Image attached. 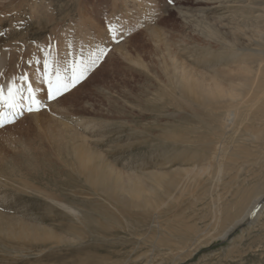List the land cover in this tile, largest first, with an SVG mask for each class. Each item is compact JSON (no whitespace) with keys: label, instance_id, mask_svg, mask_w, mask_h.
<instances>
[{"label":"rangeland","instance_id":"374dc122","mask_svg":"<svg viewBox=\"0 0 264 264\" xmlns=\"http://www.w3.org/2000/svg\"><path fill=\"white\" fill-rule=\"evenodd\" d=\"M0 71L44 105L0 127V264H264V0H0Z\"/></svg>","mask_w":264,"mask_h":264},{"label":"snow or ice","instance_id":"6c2138e0","mask_svg":"<svg viewBox=\"0 0 264 264\" xmlns=\"http://www.w3.org/2000/svg\"><path fill=\"white\" fill-rule=\"evenodd\" d=\"M173 2L174 0H168L169 4ZM108 31L112 33V40L118 42L115 26L109 24ZM49 48L51 49V45H49ZM68 48L71 49L72 45L69 44ZM106 52L107 49L98 48L87 57H84L81 54L69 51L67 53L68 58L63 63L56 60L51 51L46 52L43 61L42 81L47 86V99L49 101L55 100L74 88L104 58ZM15 79H13V82L8 83L6 89L0 87V127L13 123L16 117L24 112L31 113L44 107L41 99L37 98L38 90L28 83L29 78L26 74L18 77L19 81L26 87L15 83Z\"/></svg>","mask_w":264,"mask_h":264},{"label":"bare ground","instance_id":"6f19581e","mask_svg":"<svg viewBox=\"0 0 264 264\" xmlns=\"http://www.w3.org/2000/svg\"><path fill=\"white\" fill-rule=\"evenodd\" d=\"M2 58V57H1ZM1 72V71H0ZM9 77V76H8ZM12 77V76H11ZM37 79H39L38 77H36ZM14 78H12L11 80H13ZM33 79V78H32ZM31 79V80H32ZM36 79V80H37ZM35 80V79H34ZM35 80V81H36ZM0 81H2V80H0ZM5 81V80H4ZM7 81H9L8 79H7ZM38 81V80H37ZM12 82V81H11ZM32 82V81H31ZM40 82V81H39ZM39 82H37V83H39ZM5 83V82H4ZM16 83V82H15ZM35 83V82H34ZM6 84V83H5ZM3 85V84H1V85H3V86H5V89L7 88L6 87V85ZM40 84V83H39ZM38 84V85H39ZM33 86V85H32ZM35 86V85H34ZM216 91H217V93L219 92L220 93V95H224V90H223V88L222 87H220V90L218 89V88H216ZM45 96V95H44ZM37 98H39V99H41V97L37 94ZM50 105V104H49ZM56 107V106H55ZM44 112V111H43ZM55 112V111H54ZM53 112V113H54ZM51 114V113H50ZM228 116V115H227ZM42 117V116H41ZM53 117V116H52ZM49 118H51V117H49ZM54 118V117H53ZM226 118V121L224 122V127L225 128H229V127H231L232 126V123H233V118L232 117H225ZM39 119V118H38ZM44 119V118H43ZM41 120H42V118H41ZM52 120V119H51ZM48 121H46V123H47ZM36 123H37V120H36ZM39 123H41V121L39 122ZM44 123V122H43ZM43 123H41L42 125H43ZM46 123H45V125H46ZM42 125H39L38 124V126H41L42 127ZM45 125H43L44 126V128H45ZM64 125V124H63ZM84 125V124H83ZM47 126V125H46ZM65 127L67 126V125H64ZM85 126V125H84ZM48 127H49V125H48ZM64 127V128H65ZM86 127V126H85ZM43 128V127H42ZM51 128V127H50ZM62 129V128H61ZM67 129H69V128H67ZM44 130H47V129H44ZM59 131H60V129H58ZM46 132V131H45ZM48 132V131H47ZM50 132H51V129H50ZM58 132V131H57ZM46 134V133H45ZM49 135V134H48ZM50 135H52V134H50ZM49 135V136H50ZM69 133L67 134L66 132H63V133H59V134H57V135H52L53 137H52V139H53V141L54 142H59L61 145H64L65 147H67L68 146V144H70V138H69ZM77 135V134H76ZM46 136V135H45ZM51 138V137H50ZM76 138V137H75ZM49 139V138H48ZM79 139V138H78ZM85 139V138H84ZM75 140H77V139H75ZM49 142V141H48ZM83 142H84V140H83ZM77 144H78V142H76ZM72 145V144H71ZM76 145V144H75ZM62 147V146H61ZM70 147H72V146H70ZM75 148H77L76 146H74ZM60 148V147H59ZM70 149H72V148H70ZM77 150V149H76ZM57 152H58V150H57ZM66 154V153H65ZM78 157H79V159H78V157L76 156V158H77V160L81 163L82 162V158H81V155H78V154H76ZM81 166H82V164H81ZM83 169V173L85 174V176L86 177H89V174H91V173H93V174H95V172H96V174L97 173H99V172H97L96 170H91V169H86V170H84V168L85 167H82ZM97 185L98 184H95V186L97 187ZM252 208H253V206H252ZM251 208V209H252ZM251 209H250V211H251ZM249 211V212H250ZM248 212V213H249ZM3 219H1V221H2ZM4 223V222H3ZM2 223V224H3ZM6 226V225H5ZM7 227V226H6ZM9 227V226H8ZM11 228V227H10ZM232 228V227H231ZM7 229H9V228H7ZM6 230V229H5ZM9 234H11L10 232H9ZM225 234L226 233H224L223 234V236H225Z\"/></svg>","mask_w":264,"mask_h":264}]
</instances>
